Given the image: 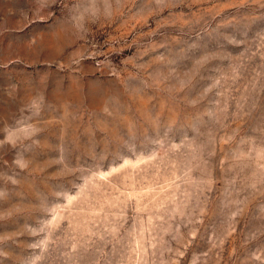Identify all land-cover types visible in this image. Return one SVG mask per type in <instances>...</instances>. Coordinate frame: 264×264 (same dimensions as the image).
<instances>
[{
    "label": "rangeland",
    "instance_id": "374dc122",
    "mask_svg": "<svg viewBox=\"0 0 264 264\" xmlns=\"http://www.w3.org/2000/svg\"><path fill=\"white\" fill-rule=\"evenodd\" d=\"M0 264H264V0H0Z\"/></svg>",
    "mask_w": 264,
    "mask_h": 264
}]
</instances>
